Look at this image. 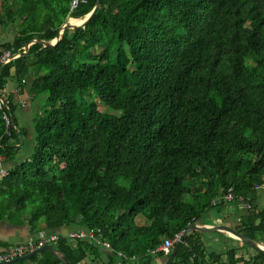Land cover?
Returning a JSON list of instances; mask_svg holds the SVG:
<instances>
[{"label": "trees", "instance_id": "obj_1", "mask_svg": "<svg viewBox=\"0 0 264 264\" xmlns=\"http://www.w3.org/2000/svg\"><path fill=\"white\" fill-rule=\"evenodd\" d=\"M72 1L0 0V25L17 33L0 58L53 41L97 3L72 12ZM13 82L32 100L47 95L29 129H20ZM87 93L93 101L81 105ZM0 98L10 102L0 140L12 164L0 220L17 218L34 235L99 230L110 250L54 244L71 264H166L163 241L220 212L230 186L253 206L235 229L264 241V0H101L85 27L0 64ZM28 135L32 153L20 158ZM206 233L190 232L172 264H264L243 241L247 259L236 247L225 259L207 253ZM27 263L64 264L50 251L15 264Z\"/></svg>", "mask_w": 264, "mask_h": 264}, {"label": "built area", "instance_id": "obj_2", "mask_svg": "<svg viewBox=\"0 0 264 264\" xmlns=\"http://www.w3.org/2000/svg\"><path fill=\"white\" fill-rule=\"evenodd\" d=\"M81 3H86V0H73L71 3V11L73 12L74 10H76ZM17 56L18 55H12L10 52H5L4 55L0 58V64L5 65L9 63L11 60L16 59ZM20 91L21 90L19 89V93ZM20 94L22 96V99L17 104H19L20 107L24 108L31 101V96L28 92H26V90L25 91L22 90ZM9 105L10 102L8 101L7 98H0V110L8 109ZM4 120L6 122L8 130L10 128H16L15 124L13 123V119L11 118V115L5 113ZM7 133L9 134L10 132L8 131ZM2 149H3V145L0 140V186L9 174L7 161L4 154L2 153ZM258 187H262V186H258ZM221 199L224 203H235L237 208L243 211H248L253 208L252 203L248 199H246L242 195H238L235 193L233 186H230L225 191V193H223ZM219 200L220 197L218 199H214L213 203L215 204ZM183 234L184 232L177 234L175 238L165 239L162 245L157 250L164 252L165 255H169L174 249V246L181 241ZM61 240H65L69 244L76 241L87 240V241L95 242L100 247L106 250H110L111 248L110 244L103 239L99 230L98 231L70 230L67 234H60L57 232H51V233L46 232L44 234H41L40 237L36 240H29L26 243L15 244L4 250H0V263L9 262L11 260L24 257L47 245L54 246L55 243H58Z\"/></svg>", "mask_w": 264, "mask_h": 264}, {"label": "crops", "instance_id": "obj_3", "mask_svg": "<svg viewBox=\"0 0 264 264\" xmlns=\"http://www.w3.org/2000/svg\"><path fill=\"white\" fill-rule=\"evenodd\" d=\"M16 84L10 83L8 87V93L12 94L15 99V102H20L22 99L21 94L18 92L16 88ZM32 102V101H31ZM24 109V108H22ZM25 111V110H21ZM23 118V115H20ZM20 126V123H19ZM23 128V123L20 129ZM27 138H30L31 135H28ZM34 144H30V149L33 150ZM28 152V153H29ZM12 166V164L7 163L8 169ZM256 204L259 209L264 208V186L257 188V196H256ZM246 211L240 210L233 203H228L223 206V209L220 212H217L215 208L211 209L208 213L209 217L212 218V222L208 221H199L203 225H211V226H228L235 229V226L239 223L240 218ZM205 215H203L204 217ZM70 230L69 228L64 229L63 234H67ZM218 232V231H217ZM46 233V231L41 230V232L37 235L32 234L31 228L25 223L20 222L17 218H13L12 220L5 218L4 220H0V250H4L12 245L26 243L29 240H36L40 237L41 234ZM21 236L24 237L22 240H16ZM205 244H206V252L207 253H215L222 256L224 259L226 258V253L233 249V247L238 248L239 252L244 255V258L250 255H253L254 252L251 249L245 247L243 245L242 240L231 236L230 234L225 233H216V231L209 230L205 234ZM21 242V243H20ZM260 244L264 245V241H257ZM107 251L104 253L103 261L107 262ZM161 260H158L156 264H161ZM165 262V260H164ZM30 264V263H27Z\"/></svg>", "mask_w": 264, "mask_h": 264}, {"label": "water", "instance_id": "obj_4", "mask_svg": "<svg viewBox=\"0 0 264 264\" xmlns=\"http://www.w3.org/2000/svg\"><path fill=\"white\" fill-rule=\"evenodd\" d=\"M100 1L101 0H97L96 6L94 7V9L92 10L91 13H89L85 19L83 20V22L79 25H71L69 23V21H67L60 30L59 35L57 36V38H55L53 41H40V40H35L32 42V44H30L26 50L21 53L18 54V57H20L23 54H26L27 51L29 50V48L31 47V45L36 44V43H40L43 44L45 47H51L56 45L63 37V34L65 32L66 29H75L77 27H85L87 25V23L90 21V19L92 18V16L94 15V13L97 11V9L100 6ZM209 230H213V231H218V232H222L225 234H230L231 236H234L240 240H242L243 242L247 243L249 246L255 248L258 251H262L264 252V245L260 244L259 242H257L254 239H251L243 234H241L240 232H238L236 229L228 227V226H211V225H203L202 223H200L199 221H197V223L191 225L187 231L184 233V235L182 236L181 241L175 246V248L172 250V252L170 253L169 259L167 260L166 264H172L175 260V256L177 254V251L181 245V243L184 241V239L187 237V235L192 232V231H199V232H209ZM43 251H50L52 252L59 261H61L64 264H71L70 261L68 260L66 254L62 251H60L56 246L53 245H47L41 249L36 250L35 252L26 255L24 257L18 258V259H14L11 260L9 262H2L0 264H15L17 262H24V261H28L30 259H32L34 256L40 254Z\"/></svg>", "mask_w": 264, "mask_h": 264}, {"label": "rangeland", "instance_id": "obj_5", "mask_svg": "<svg viewBox=\"0 0 264 264\" xmlns=\"http://www.w3.org/2000/svg\"><path fill=\"white\" fill-rule=\"evenodd\" d=\"M81 19H83V18H81ZM67 21H69V19ZM16 34L17 33H16L14 26H11L8 24V25L3 27L0 25V47L2 45L6 44L7 42L12 41L13 38L16 36ZM102 48L104 49V47H102ZM46 98H47V95H42L39 98L33 99V100L31 98L32 102L30 101L27 104V106L24 107V109L18 107V110L16 112V116L18 118V122L20 123V127L22 126V123H23L24 128L29 129L32 127L33 119L35 118V116L38 113H40V111H43L46 108V105H47L46 104ZM78 101L81 105H88L93 100L91 99V96L87 93V94H85L84 97H81V95H79ZM21 110H25V111H21ZM20 115H23V118ZM31 139H33L32 135H31ZM30 144L31 145L33 144L31 142L30 138L24 139L23 141L20 142V145H19L20 146V152H19L20 158H25V157H28L29 155H31L32 150L29 152ZM201 221L212 222L213 220H212V218L209 217L208 214H205V216L202 217ZM141 222H144V220H141ZM69 229H73V227H71ZM22 239H24L23 236H21L20 238H17L16 240H22Z\"/></svg>", "mask_w": 264, "mask_h": 264}, {"label": "bare ground", "instance_id": "obj_6", "mask_svg": "<svg viewBox=\"0 0 264 264\" xmlns=\"http://www.w3.org/2000/svg\"><path fill=\"white\" fill-rule=\"evenodd\" d=\"M85 18V17H84ZM84 18L83 19H76V18H70L69 19V23L71 24V25H79V24H81L82 22H83V20H84ZM75 21H78V22H81V23H77V22H75Z\"/></svg>", "mask_w": 264, "mask_h": 264}]
</instances>
